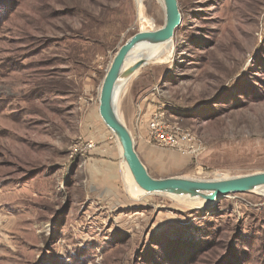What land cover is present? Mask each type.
I'll list each match as a JSON object with an SVG mask.
<instances>
[{"label":"rangeland","instance_id":"obj_1","mask_svg":"<svg viewBox=\"0 0 264 264\" xmlns=\"http://www.w3.org/2000/svg\"><path fill=\"white\" fill-rule=\"evenodd\" d=\"M178 3L172 58L140 68L119 102L141 161L159 180L264 172V0ZM165 20L161 0H0V264H264V187L196 209L126 187L100 91L119 48ZM154 110L203 152L145 141ZM92 111L111 184L90 174L104 145L88 140Z\"/></svg>","mask_w":264,"mask_h":264},{"label":"water","instance_id":"obj_2","mask_svg":"<svg viewBox=\"0 0 264 264\" xmlns=\"http://www.w3.org/2000/svg\"><path fill=\"white\" fill-rule=\"evenodd\" d=\"M163 3L166 13L163 27L153 32H139L119 48L113 57L100 91L99 115L105 126L116 136L122 149L124 164L133 176L135 184L145 194L164 193L177 197L200 196L207 202L213 203L231 194L249 193L256 188H263L264 172L225 180H193L186 178L159 180L149 174L141 161L132 133L117 115L115 96L120 82L127 80L145 65V60L140 59L134 65L126 67L140 45L146 43L157 46L173 41L176 29L182 21L179 3L178 0H163Z\"/></svg>","mask_w":264,"mask_h":264},{"label":"built area","instance_id":"obj_3","mask_svg":"<svg viewBox=\"0 0 264 264\" xmlns=\"http://www.w3.org/2000/svg\"><path fill=\"white\" fill-rule=\"evenodd\" d=\"M145 131V141L160 148L171 149L183 157L196 159L204 150L202 141L195 133L160 110L151 112ZM86 148L93 150L94 145L88 143Z\"/></svg>","mask_w":264,"mask_h":264},{"label":"bare ground","instance_id":"obj_4","mask_svg":"<svg viewBox=\"0 0 264 264\" xmlns=\"http://www.w3.org/2000/svg\"><path fill=\"white\" fill-rule=\"evenodd\" d=\"M161 3L164 6L163 0H161ZM141 22L143 24H145V21L143 19L141 20ZM143 32H153V31L143 30ZM147 48H149V49H147ZM142 49H144V50H142ZM172 54H173L172 41H170L168 43H162V44H159L157 46H151V44L145 43V44L140 45L137 48L134 57L128 61V63L126 64V67H130V66L134 65L140 59L145 60V65L165 64L172 58ZM137 72H138V70L132 76H130L127 80H122L120 82V84L118 85V89H117L116 96H115V101H116V106H117V115H118L121 122H122V120L118 114L119 102H120V99L123 97V95L126 94L128 84H129L130 80L132 79V77H135L137 75ZM121 150L122 149L120 147V151ZM126 170H127V174H128V183H127L126 187L128 188L129 192L133 191V188H134V192L137 194V198H140V196L144 195L145 193L142 191V189H140L135 184L133 176L131 175V173L129 172L127 167H126ZM228 178H225V176L223 174H216L212 179L213 180H225ZM258 189H261V188H256L254 191H256ZM182 197H185V198H182ZM182 197H180L181 203L183 205L189 207V208L196 209V208H201V207L213 204V203L207 202L206 200H204L200 196H195V197L182 196Z\"/></svg>","mask_w":264,"mask_h":264},{"label":"crops","instance_id":"obj_5","mask_svg":"<svg viewBox=\"0 0 264 264\" xmlns=\"http://www.w3.org/2000/svg\"><path fill=\"white\" fill-rule=\"evenodd\" d=\"M91 116L92 118L88 120L90 123L87 125V135H89L88 140L95 141L97 143L101 142L104 145L100 148H97L96 150L91 151V154L99 159H97L98 161L96 163L94 162V168H92L90 174H95L97 175L98 179L102 178L103 181L110 183L112 182L110 180H117L119 176L118 167L115 162L116 153L110 149H103L107 143L108 133L104 129L103 125L96 119L95 113L93 111L91 112ZM91 129L92 131H90ZM138 147L139 150L144 152L150 150V148L142 142L138 144Z\"/></svg>","mask_w":264,"mask_h":264}]
</instances>
